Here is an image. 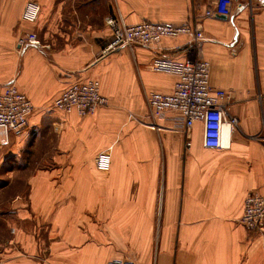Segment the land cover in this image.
<instances>
[{
  "label": "crops",
  "instance_id": "1",
  "mask_svg": "<svg viewBox=\"0 0 264 264\" xmlns=\"http://www.w3.org/2000/svg\"><path fill=\"white\" fill-rule=\"evenodd\" d=\"M217 1L0 0V90L14 85L33 105L24 133L0 144V179L10 157L33 170L0 212V264H264V226L239 223L245 197L264 194V0H231L228 17H206ZM111 16L201 30L210 86L228 94L238 122L227 148H204L200 123L179 131L175 112L148 116L146 95L176 80L150 62L184 60L186 39L103 54ZM88 79L105 107L44 111Z\"/></svg>",
  "mask_w": 264,
  "mask_h": 264
},
{
  "label": "built area",
  "instance_id": "2",
  "mask_svg": "<svg viewBox=\"0 0 264 264\" xmlns=\"http://www.w3.org/2000/svg\"><path fill=\"white\" fill-rule=\"evenodd\" d=\"M232 1L218 0L214 8L205 11L206 17L231 14ZM106 26L111 31L112 39L103 54L123 48L131 49L139 45L155 49L163 39H186L185 53L187 58L176 60L155 57L151 60L152 71L176 78L169 93L150 92L146 95L148 116L162 117L168 112H175L176 128L188 134L195 123L202 126V146L207 149H225L223 129L228 136L237 128V119L230 114L229 96L222 89L210 86V65L203 57L201 30L197 26L168 25L143 21L127 25L119 17H108ZM32 44H37L33 39ZM24 44L19 40L18 45ZM264 94V87L262 89ZM107 99L101 95L99 83L88 79L68 85L57 96L49 108L62 115L76 113L80 117L91 115L96 109L105 107ZM33 113V105L14 85L0 90V144L8 145L10 137L20 136L28 127V119ZM154 127L153 123L150 124ZM189 143H186V147ZM240 225L248 232L261 230L264 226V194L250 193L243 201ZM106 264H136L128 258L112 259Z\"/></svg>",
  "mask_w": 264,
  "mask_h": 264
},
{
  "label": "rangeland",
  "instance_id": "3",
  "mask_svg": "<svg viewBox=\"0 0 264 264\" xmlns=\"http://www.w3.org/2000/svg\"><path fill=\"white\" fill-rule=\"evenodd\" d=\"M51 107V105L49 106V104H47V106L44 107V111L46 113H50V112H53L52 110H50L49 108ZM53 136L55 137V135L53 134ZM53 137V139H55ZM32 153V152H31ZM29 154L26 156L25 159L27 160H37L38 157H40L39 153H32V154ZM24 156V155H22ZM15 157H10L9 159V163H5V165L2 167L1 169V173L3 174V179H0L2 181L0 182H4V183H7L9 182L10 183V186L6 189H4L3 193L1 192L0 193V212L1 210H4L5 209V201H7L8 197H11L13 196L16 192H18V189L20 191H23L26 190V185L24 184V179H25V175L29 174V172L33 171L32 169H28V170H25L24 173L21 171L22 169L21 168V165H22V160L24 159H20V163L17 164L16 163V159H14ZM17 172H20L22 174H17ZM8 173V175H7ZM10 173H13V174H10ZM3 203V204H2ZM126 258V257H124Z\"/></svg>",
  "mask_w": 264,
  "mask_h": 264
},
{
  "label": "bare ground",
  "instance_id": "4",
  "mask_svg": "<svg viewBox=\"0 0 264 264\" xmlns=\"http://www.w3.org/2000/svg\"><path fill=\"white\" fill-rule=\"evenodd\" d=\"M222 133H223V140H224V142H227L228 130H227L226 127L223 129V132Z\"/></svg>",
  "mask_w": 264,
  "mask_h": 264
}]
</instances>
